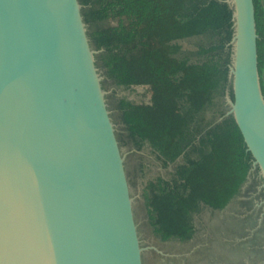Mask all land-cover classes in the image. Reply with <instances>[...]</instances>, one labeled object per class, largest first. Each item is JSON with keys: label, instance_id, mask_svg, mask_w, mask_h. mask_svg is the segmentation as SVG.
<instances>
[{"label": "water", "instance_id": "obj_1", "mask_svg": "<svg viewBox=\"0 0 264 264\" xmlns=\"http://www.w3.org/2000/svg\"><path fill=\"white\" fill-rule=\"evenodd\" d=\"M226 2L234 98L227 91L225 116L233 115L264 178L254 2ZM82 8L80 0H0V153L7 142L27 152L44 213L46 264H145L152 247L140 238L102 50ZM5 168L0 161V181Z\"/></svg>", "mask_w": 264, "mask_h": 264}, {"label": "trees", "instance_id": "obj_2", "mask_svg": "<svg viewBox=\"0 0 264 264\" xmlns=\"http://www.w3.org/2000/svg\"><path fill=\"white\" fill-rule=\"evenodd\" d=\"M80 2L115 89L123 140L144 152L136 177L152 232L164 242L192 241L205 228V212L212 218L224 211L250 180L264 184L233 115L225 116L227 91L234 98L233 10L226 0ZM253 2L264 95V0ZM136 85L150 86L155 99L136 102L116 92ZM252 217L254 234L239 244L250 250L236 264H255L264 227Z\"/></svg>", "mask_w": 264, "mask_h": 264}, {"label": "rangeland", "instance_id": "obj_3", "mask_svg": "<svg viewBox=\"0 0 264 264\" xmlns=\"http://www.w3.org/2000/svg\"><path fill=\"white\" fill-rule=\"evenodd\" d=\"M104 85L109 92L107 94L108 104L118 130L120 145L126 154V168L131 182V179L137 175L144 152L138 150L131 142L127 144L124 142L123 137L125 141L127 140L125 124L116 105L115 89L111 80H105ZM116 92L126 94L129 99L136 102H152L155 99L153 90L148 85L130 86L126 89H118ZM148 155L151 156L150 153ZM253 182L250 180L245 185L240 199L234 200L225 212H217L212 218L209 211L205 212L202 218L205 228L192 241L180 243L177 241L164 242L153 234L148 223L140 184L136 177V185H132V183L131 185L133 194L136 196V214L140 224V238L144 244L153 248L147 251L149 264H177V261L179 264H236L238 260H244V252L247 254L250 247L249 245H246V248L240 247L239 244L241 241L248 240L249 235L246 228L252 227V221L249 220V216L247 221L241 219L252 213L251 216L254 215V218L259 222L258 224H262L264 227L263 204L256 201L257 190ZM233 223L236 225L235 228ZM228 224L232 226L228 227ZM254 246L256 250L258 248L259 250L252 258L255 259V264H259L264 260V229L258 235V242Z\"/></svg>", "mask_w": 264, "mask_h": 264}, {"label": "bare ground", "instance_id": "obj_4", "mask_svg": "<svg viewBox=\"0 0 264 264\" xmlns=\"http://www.w3.org/2000/svg\"><path fill=\"white\" fill-rule=\"evenodd\" d=\"M0 161L6 165L0 181V264H46L44 213L27 152L7 142Z\"/></svg>", "mask_w": 264, "mask_h": 264}, {"label": "flooded vegetation", "instance_id": "obj_5", "mask_svg": "<svg viewBox=\"0 0 264 264\" xmlns=\"http://www.w3.org/2000/svg\"><path fill=\"white\" fill-rule=\"evenodd\" d=\"M254 182V184H255V188H256V201H258V202H260V203H262L263 205H262V210L264 211V197H263V190H264V187H263V184H258L257 183V181L256 180H253ZM244 191V190H243ZM242 194H243V192H242ZM242 194L237 198V200L238 199H240V197L242 196ZM232 204V203H231ZM231 204L226 208V209H229L230 208V206H231ZM226 209L224 210V211H222V212H220V213H223V212H225L226 211ZM262 214H263V212H262ZM250 215H252V213H249V214H247L243 219H241V220H244L245 219V221H247V219H248V216L250 217ZM253 217H255L254 215H253ZM239 221V220H238ZM258 221V220H257ZM259 223V222H258ZM235 223H233V225H234ZM228 227L229 226H232L231 224H228L227 225ZM235 226L236 225H234V228H235ZM258 226H262V224H259ZM247 230H246V232L247 233H249L250 235H252V234H254V230H255V228H253V227H250V226H248L247 228H246ZM229 231H231L230 229H228ZM150 254V253H149ZM151 258V257H150ZM178 262V261H177ZM176 263V262H175ZM145 264H149V258H148V253L146 252V254H145ZM177 264H179V263H177Z\"/></svg>", "mask_w": 264, "mask_h": 264}]
</instances>
